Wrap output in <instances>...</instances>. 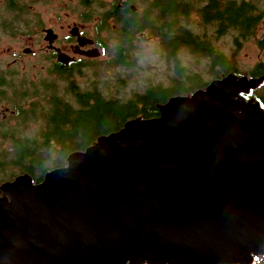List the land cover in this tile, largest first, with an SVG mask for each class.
<instances>
[{
    "label": "water",
    "instance_id": "95a60500",
    "mask_svg": "<svg viewBox=\"0 0 264 264\" xmlns=\"http://www.w3.org/2000/svg\"><path fill=\"white\" fill-rule=\"evenodd\" d=\"M46 34L52 45L56 35ZM70 35L93 44L76 27ZM263 81L233 72L213 79L158 105L159 116L128 120L70 153L38 184L27 173L1 183L0 264L264 258V108L246 97Z\"/></svg>",
    "mask_w": 264,
    "mask_h": 264
},
{
    "label": "trees",
    "instance_id": "16d2710c",
    "mask_svg": "<svg viewBox=\"0 0 264 264\" xmlns=\"http://www.w3.org/2000/svg\"><path fill=\"white\" fill-rule=\"evenodd\" d=\"M1 1L5 7L0 9V28L10 30L12 34L17 31L13 24L17 16L14 19L10 16L5 19V16L7 11L10 15V12L17 13L20 9L15 4L17 0ZM156 2L158 10L151 6V13L155 18L148 15L147 6L142 14L136 11L130 18L113 12L103 15L96 33L107 30L110 34H115L114 65L133 67L136 57L132 56V51L135 43L146 37L149 40L154 39L169 58L182 48L193 55L206 58L213 79H220L231 72L239 76L264 77V34L255 41L257 48L263 53V58L249 71L243 72L239 70L233 55L227 56L216 50L208 39L194 34L185 27L190 14L196 13L203 25L208 27L216 25L214 31L216 39L228 32L234 33V51L238 52L243 41L254 38L260 22L264 19V12L254 2L250 0H156ZM155 10L158 12L157 15ZM179 17L184 20V26L179 24ZM107 20H113L116 25L122 20L123 26L118 25L119 28L116 27L115 31L110 28ZM5 30L2 31L7 33ZM96 41L105 52L107 43L98 38ZM76 69L77 67L74 68ZM52 72L64 74L56 68H53ZM180 76L173 80L171 88L151 86L144 93L135 94L127 100L108 98L96 88L81 91L73 82L68 84V92L73 99L71 104L56 95L55 86H51L54 90L50 93L48 103L46 100L43 104L44 109L33 104L29 111H23L25 117L34 121L42 119V129L27 132L28 136H23L22 133L13 134V148L0 152V184L12 181L14 177L25 173L31 176L34 184H38L47 171L65 166L70 153L85 150L99 136L120 130L128 120L159 116L157 106L164 104L170 97L192 94L197 89L205 88L209 83L192 72ZM263 86L264 81L259 85V90L251 91L246 97H254L264 108V93L260 92ZM23 124L20 122V130L24 128L27 131ZM254 264H264V258L257 257Z\"/></svg>",
    "mask_w": 264,
    "mask_h": 264
},
{
    "label": "rangeland",
    "instance_id": "374dc122",
    "mask_svg": "<svg viewBox=\"0 0 264 264\" xmlns=\"http://www.w3.org/2000/svg\"><path fill=\"white\" fill-rule=\"evenodd\" d=\"M144 1L146 0H137L136 11L139 14H142L145 9ZM250 1L264 12V0ZM15 4L20 10L17 13L10 12V15L7 11L5 19L8 16L12 19L17 16V20L13 22L17 31L10 34V30L0 28V57L5 56L8 49L10 63L14 58L11 56L12 52L22 55L20 62L13 66L12 70L16 75L13 82L14 94L19 98L23 97L22 102L25 104L23 111L30 110L27 107L28 104L31 107L36 104L39 108L44 109L45 105L43 104L46 100L48 103L50 93L54 90L51 86H55L56 95L73 104L72 96L68 92V84L73 82L81 91L96 88L108 98L127 100L135 94L144 93L151 86L171 88L173 80L186 72L198 74L205 82L213 80L206 58L193 55L183 48L177 50L169 58L167 53L158 47L156 41L146 37H142L135 43V48L132 51V56L136 57L133 67L124 68L114 65L115 34H110L107 30H101L99 34L96 33L103 15L109 12L108 3L104 0H17ZM4 7L3 1L0 0V9ZM3 17L2 13L1 18L3 19ZM107 23L111 29L117 30L118 25L113 20H107ZM185 24V27L194 34L208 39L216 50L227 56L233 55L240 71H249L263 58V53L257 48L255 41L264 34V19L260 22L254 38L243 41L238 52L234 51V33L228 32L216 39L214 36L216 25L213 24L214 27L203 25L196 13L190 14ZM43 26L53 27L62 35L65 34L68 26L70 27L69 35L71 29L76 27L78 31L80 29L89 37L87 39L94 40L93 44L89 46H93L94 42H97V38L106 42V51L104 52L99 44L98 47L88 49L96 48L98 55L79 58L83 60L80 66L76 70L74 67L67 79H61L52 73L53 68L48 63L41 61V58L27 57L23 53L25 49L30 48L33 51L36 49L37 35ZM26 46L28 48L23 50ZM41 64L45 68H42ZM177 71L180 73L178 74ZM261 88L263 90L261 89L260 92L264 93V86ZM22 121L28 122L23 124ZM22 121L20 122L28 130L26 131L24 128L20 130V123H17L12 130V135L22 133L23 136H28L27 132L42 129V119L34 121L26 117ZM12 148L13 139L6 143H0V152L2 150L9 151Z\"/></svg>",
    "mask_w": 264,
    "mask_h": 264
},
{
    "label": "flooded vegetation",
    "instance_id": "af4514ba",
    "mask_svg": "<svg viewBox=\"0 0 264 264\" xmlns=\"http://www.w3.org/2000/svg\"><path fill=\"white\" fill-rule=\"evenodd\" d=\"M104 2L108 3L109 12H113V14L118 13L126 18H130L131 15L134 14L137 10V0H104ZM144 2L145 7L147 6L149 8L148 15L154 16L155 18V15L151 13V6L158 10V8L155 6V4L157 5L156 0H146ZM148 4L150 6H148ZM156 10L155 14L157 15L158 12ZM151 21H153V19H151ZM178 22L179 24H182L184 26V20L182 19V17H179ZM118 25L121 27L123 26L122 20L121 23H118ZM69 28L70 27L68 26L65 34L62 35L56 29H53V27L43 26L42 28H40L39 34L37 35L38 39L36 40L35 44L36 49L33 51L29 48V52L27 54L24 53V55H26L27 57L34 56L35 58H41V61L48 63L50 67L64 72L63 75L52 72L56 75V77H59L61 79H64V77H69V73L72 72L73 68H78L81 62H83V60L79 59L85 57L83 53H85V51L90 48L98 47V44H96L95 42L93 46H79L76 38L69 35ZM48 30L53 31V33L56 35V39L53 41L52 45H49L48 41L45 40L47 36L46 32ZM79 35L81 37L89 38L80 29ZM152 40L155 41L154 39ZM25 48L28 47H24L23 50ZM59 52L65 54L66 56H69L72 59L68 63V65L57 62V55ZM11 56H14V58L10 63L8 49V53L5 56L0 57V143H6L7 141L13 139V135L11 134L13 128L17 125V123H20L22 119L26 118L23 112L25 105L22 102L23 97L19 98L14 94L13 82L16 75L12 70V67L20 62L22 55H19L16 52H12ZM41 67L45 68V66L42 64ZM27 107L31 109V106L29 104Z\"/></svg>",
    "mask_w": 264,
    "mask_h": 264
}]
</instances>
